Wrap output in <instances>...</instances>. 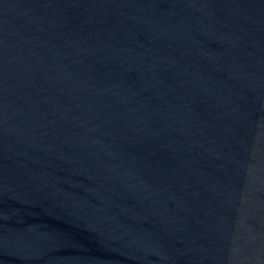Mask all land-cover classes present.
Masks as SVG:
<instances>
[{"label": "water", "instance_id": "water-1", "mask_svg": "<svg viewBox=\"0 0 264 264\" xmlns=\"http://www.w3.org/2000/svg\"><path fill=\"white\" fill-rule=\"evenodd\" d=\"M0 264H264V0H0Z\"/></svg>", "mask_w": 264, "mask_h": 264}]
</instances>
